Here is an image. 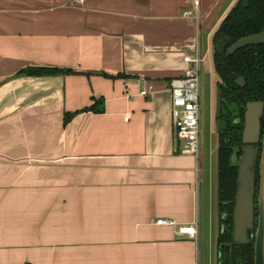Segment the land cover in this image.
<instances>
[{"label": "crops", "instance_id": "crops-1", "mask_svg": "<svg viewBox=\"0 0 264 264\" xmlns=\"http://www.w3.org/2000/svg\"><path fill=\"white\" fill-rule=\"evenodd\" d=\"M237 1L196 25L191 0H0V264H215L218 181L181 151L170 82Z\"/></svg>", "mask_w": 264, "mask_h": 264}, {"label": "trees", "instance_id": "trees-1", "mask_svg": "<svg viewBox=\"0 0 264 264\" xmlns=\"http://www.w3.org/2000/svg\"><path fill=\"white\" fill-rule=\"evenodd\" d=\"M264 31V0H238L213 36L215 67L227 82L234 83L237 75L253 73L258 78L257 91L264 90V44L251 45L234 55L228 49L239 38ZM69 69L51 67H28L19 75H50L70 72ZM254 71L256 73H254ZM248 76V75H247ZM247 89L243 90L245 92ZM229 91V95L232 91ZM242 92V93H243ZM82 111L94 110L96 103ZM80 111L68 112L64 123L68 124ZM223 132L219 138L218 150V209L227 226L226 232L218 238L221 264H253V243L236 244L232 242V213L237 191V165L231 161L232 149Z\"/></svg>", "mask_w": 264, "mask_h": 264}, {"label": "flooded vegetation", "instance_id": "flooded-vegetation-1", "mask_svg": "<svg viewBox=\"0 0 264 264\" xmlns=\"http://www.w3.org/2000/svg\"><path fill=\"white\" fill-rule=\"evenodd\" d=\"M254 34H258V33H254ZM258 44H264V42L250 44L245 47L251 45H258ZM245 47L239 48L230 55L236 54L238 51H240ZM213 60H214V54H213ZM214 68L218 76V81L216 83L217 92L215 93L214 108H213V113L211 115L212 118L215 119V120L213 119V124L217 131L218 150H219L220 134L225 132L224 133L225 136H228L227 141L230 143V147L232 149L231 161L233 162V164L237 165V171H238L237 191H236L237 194H238V185H239L240 163L242 156L244 154V148L245 146H251L252 148L257 149L256 166H255V189H254V201H255L254 227L253 229L248 230V239H249L248 241L245 242L234 241V225H235L234 213H235L236 200H237V194H236L235 206L232 213L233 222H232V237H231L232 242L236 244L253 243V250H254L253 264H256V241L258 237L259 228L262 223L261 203H263V221H264V90L257 91L256 87L259 86L260 84L258 83L257 76L254 75L253 73L247 74L248 76L243 74L237 75V77L234 79V83H229L222 76H220V74L218 73L215 67V63H214ZM254 73L256 72L254 71ZM245 89L247 90L243 92V90ZM219 90L221 91V99H222L220 116H218L217 114V96ZM228 90L232 91L231 95H229ZM202 93H203V88L201 81V96H200L201 123H202V111H203ZM250 103L253 104L256 103L258 104V106H261L262 114H260L259 117V121H260L259 133L252 136L253 137L252 142L245 143L244 138H245V132H246L245 130L247 126V113L249 111L248 105ZM219 119L221 120L220 131L218 130ZM218 150H217V155H218ZM226 217L227 214L224 213V215H221L218 209L217 264H221V260H220L221 253L219 252L218 238L220 234H224L226 232L227 226L224 222H222V218H226Z\"/></svg>", "mask_w": 264, "mask_h": 264}, {"label": "built area", "instance_id": "built-area-1", "mask_svg": "<svg viewBox=\"0 0 264 264\" xmlns=\"http://www.w3.org/2000/svg\"><path fill=\"white\" fill-rule=\"evenodd\" d=\"M83 2L84 0H78ZM202 0H191V5L184 9L183 16L190 21L200 24ZM206 54L200 45L193 54L184 56L188 64L183 76L175 77L170 82L172 98V122L178 140L182 144L181 151L200 158L201 146V81L202 68ZM143 93H147L144 91ZM129 119V116L126 117ZM159 224L175 225L174 219H160ZM178 232L188 234L192 238L199 236V224L197 221L190 224H182Z\"/></svg>", "mask_w": 264, "mask_h": 264}, {"label": "water", "instance_id": "water-1", "mask_svg": "<svg viewBox=\"0 0 264 264\" xmlns=\"http://www.w3.org/2000/svg\"><path fill=\"white\" fill-rule=\"evenodd\" d=\"M214 36V35H213ZM264 42V32L258 34L247 35L240 38L229 49L228 54L234 53L239 48L250 44ZM221 91L217 96V114L221 115ZM247 113V126L245 132V143H250L253 140V135L259 133L260 121L259 117L262 114V107L258 104L250 103ZM221 129V120H218V130ZM257 149L251 146H245L244 154L240 163L239 185L234 213V241H248V230L253 229L255 220V166H256ZM262 207V223L259 228L256 241V264H264V221H263V203Z\"/></svg>", "mask_w": 264, "mask_h": 264}, {"label": "rangeland", "instance_id": "rangeland-1", "mask_svg": "<svg viewBox=\"0 0 264 264\" xmlns=\"http://www.w3.org/2000/svg\"><path fill=\"white\" fill-rule=\"evenodd\" d=\"M209 51L205 57L202 68V133L200 146V161L202 164L203 181H218V138L217 131L213 124L212 113L214 108L216 83L218 76L214 68V47L213 38L208 43ZM215 120V119H214ZM218 199V197H217ZM218 217V213L216 215ZM218 231V230H217ZM214 261L216 264L217 244L214 241Z\"/></svg>", "mask_w": 264, "mask_h": 264}]
</instances>
